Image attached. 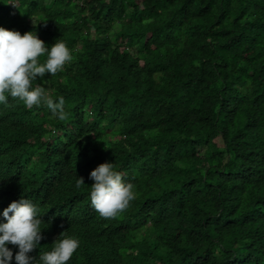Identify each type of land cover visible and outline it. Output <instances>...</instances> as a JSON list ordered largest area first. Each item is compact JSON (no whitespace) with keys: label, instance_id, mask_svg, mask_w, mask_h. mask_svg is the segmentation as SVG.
Here are the masks:
<instances>
[{"label":"trees","instance_id":"1","mask_svg":"<svg viewBox=\"0 0 264 264\" xmlns=\"http://www.w3.org/2000/svg\"><path fill=\"white\" fill-rule=\"evenodd\" d=\"M0 26L73 57L33 82L65 120L0 104V212L29 198L45 223L29 255L65 232L67 264H264V0H0ZM104 162L135 192L108 219Z\"/></svg>","mask_w":264,"mask_h":264},{"label":"clouds","instance_id":"2","mask_svg":"<svg viewBox=\"0 0 264 264\" xmlns=\"http://www.w3.org/2000/svg\"><path fill=\"white\" fill-rule=\"evenodd\" d=\"M72 58L70 49L59 38L46 46L34 31L21 35L17 30L0 26V104L6 105L11 97L27 109L43 106L57 119L65 120L64 98L54 101L45 88L34 86L33 82L44 78L46 73L55 76L62 72ZM89 179L93 183L88 198L102 218L116 217L135 199L133 185L125 182L111 162L99 164L90 172ZM84 184L78 178L75 187L79 189ZM42 224L45 223L39 209L31 199L22 197L9 203L0 212V264H10L13 258L16 264H67L80 242L65 232L55 239L50 250L40 251L38 257L29 255L43 238ZM9 244L18 248L14 257Z\"/></svg>","mask_w":264,"mask_h":264}]
</instances>
